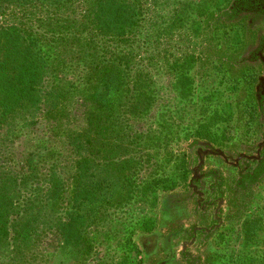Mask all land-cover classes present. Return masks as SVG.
<instances>
[{"label":"rangeland","instance_id":"obj_1","mask_svg":"<svg viewBox=\"0 0 264 264\" xmlns=\"http://www.w3.org/2000/svg\"><path fill=\"white\" fill-rule=\"evenodd\" d=\"M88 1L73 0L69 14L73 24ZM137 7L139 23L133 31V41L121 44L118 54L132 52L131 79L140 71L149 74L151 83L147 92L151 103L147 109L132 111L131 102H136L139 94L131 82V92L121 100L122 106L110 121L114 128L109 134L86 133L89 106L75 97L71 98L68 116L62 121H41L37 129L18 123L12 147L8 143L10 137L5 138L7 156L4 158L7 162L12 157L25 161L28 154H35L40 172L55 168L66 183V198L71 196V201L63 202V206L71 204V212L79 163L88 162L87 174L90 176L87 181L95 183L104 177L99 198L81 207L87 223L80 230L81 239L71 242L76 243L75 246L64 248L54 229L39 231V237L37 241H31L30 249L17 256L20 264H135L130 241L132 232L146 219L145 211L148 217L150 194L147 191L152 184L155 187L172 185L180 179L183 156L176 152L179 145L174 141L180 135L175 108L181 106L180 118L190 131L196 130L199 124L209 125L210 132L216 131L210 122L216 117L212 114L217 106L207 107L212 101H205L201 107L194 101V95H203L213 89L214 68L209 63L194 70L190 65L182 68L174 64V59L180 55L198 51L200 22L206 10L214 7V0H137ZM81 49L77 43H71V51L64 49L58 57L59 68L67 70V78L73 81H79L83 76L80 71L83 66L78 60ZM104 56L112 55L105 53ZM189 82L192 85L190 98L183 94ZM70 131L71 141L76 135H85L91 140L90 145L85 143L80 149L72 144L70 147L67 138ZM3 134L8 133L3 131ZM181 135L179 141H187V133ZM105 146L116 151L115 158H109V162L118 167L127 164L107 176L96 169L98 165L106 170L113 167L102 160L100 150L106 149ZM46 192L43 184L39 193L46 195ZM259 198L244 225L230 264H264V187ZM137 206L139 216L135 213Z\"/></svg>","mask_w":264,"mask_h":264},{"label":"trees","instance_id":"obj_2","mask_svg":"<svg viewBox=\"0 0 264 264\" xmlns=\"http://www.w3.org/2000/svg\"><path fill=\"white\" fill-rule=\"evenodd\" d=\"M72 4L73 0H0V264H20L17 256L30 249L39 231L54 229L64 248L75 246L71 242L81 239L80 230L87 223L81 207L95 202L104 184V177L87 181L88 162H80L71 212V204L63 206L71 196L66 198V183L55 168L40 172L35 154L25 161L4 158L5 138L10 137L12 147L17 124L37 129L41 121L60 122L68 116L71 98L77 97L89 106L86 133L101 136L114 128L110 121L131 92V82L139 94L131 102L132 111H143L151 103L149 74L140 71L131 79L132 52L118 54V47L132 42L138 28L137 0H89L75 24L69 15ZM71 43L82 48L79 81L68 79L67 70L58 66V57L64 49L71 51ZM105 53L112 56L106 58ZM67 134L70 147L90 145L85 135L71 141V131ZM105 147L100 150L102 160L113 167L96 169L107 176L127 164L109 162L116 151ZM43 184L46 195L39 193Z\"/></svg>","mask_w":264,"mask_h":264},{"label":"flooded vegetation","instance_id":"obj_3","mask_svg":"<svg viewBox=\"0 0 264 264\" xmlns=\"http://www.w3.org/2000/svg\"><path fill=\"white\" fill-rule=\"evenodd\" d=\"M204 16L198 51L174 64L214 68L213 89L194 101L217 106L216 131L206 124L190 131L175 108L180 135L187 133V141L174 139L180 179L149 187L148 217L130 241L135 264H230L264 187V0H214Z\"/></svg>","mask_w":264,"mask_h":264}]
</instances>
